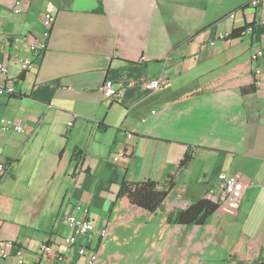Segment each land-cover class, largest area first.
<instances>
[{
  "label": "crops",
  "instance_id": "0c3cea01",
  "mask_svg": "<svg viewBox=\"0 0 264 264\" xmlns=\"http://www.w3.org/2000/svg\"><path fill=\"white\" fill-rule=\"evenodd\" d=\"M249 2L0 0V59L15 86L0 97V121L25 130L0 131V241L15 243L0 264H14L17 248L29 264H80V244L95 248L96 264H252L264 256V54L253 57L264 50V11ZM46 11L55 22L37 58L28 42ZM245 25L237 38L215 37ZM21 58L34 68L21 70ZM157 77L164 84L147 89ZM106 80L116 97L101 93ZM119 147L125 154L114 161ZM220 172L244 183L237 206L218 204L199 225L167 221L209 198ZM146 179L174 184L152 213L117 195L122 182ZM77 205L105 238L63 242L75 233L63 217ZM47 243L51 253L40 252Z\"/></svg>",
  "mask_w": 264,
  "mask_h": 264
},
{
  "label": "built area",
  "instance_id": "2783aa9c",
  "mask_svg": "<svg viewBox=\"0 0 264 264\" xmlns=\"http://www.w3.org/2000/svg\"><path fill=\"white\" fill-rule=\"evenodd\" d=\"M250 6L253 8H259L264 11V0H250ZM15 13L18 10H14ZM234 16V13L229 15ZM55 17L52 13L46 11L43 13L41 18L40 33L39 36H35L31 41L28 42L29 50L37 58L42 57L47 50V41L50 36L51 28L54 26ZM259 25L262 27V32H260V39L264 41V16L261 17ZM215 37L218 40H225L228 38V34L216 33ZM2 38L0 37V46ZM18 40V39H17ZM210 44H215V40L211 41ZM264 54V50L261 46L257 47L255 50L254 58H257ZM20 69L23 71L30 70L34 68V62L28 58H21L19 60ZM8 65L5 61L0 59V97L4 95L14 94V80L8 75ZM259 69L256 70L258 74ZM164 84L162 77L152 78L145 82V87L151 90H157ZM117 88L115 83L111 80H106L100 86L101 93L106 96V98H114L117 95ZM154 113V112H153ZM72 124V120L67 121V126ZM14 131L23 133L25 130L20 124H17L11 119H1L0 121V131ZM128 137L131 136L130 133L127 134ZM125 151L122 147H119L115 153H113V160L116 161L119 157H122ZM4 170V165L0 164V171ZM219 182V187L216 189H210L208 193V199H211L216 205H227L229 207L237 206L242 198L243 189H245L244 183L235 175H230L227 172H220L217 175ZM207 198V197H206ZM77 214H67L63 217L64 223L74 230V234H69L63 238V242L70 247L76 245L77 235H81L86 238L87 241L94 239L95 235L105 238L107 230L105 228L96 229L92 222L87 218V208L77 205ZM15 243L12 240H2L0 241V258L5 259L11 256L12 249ZM77 254L82 258L80 264H96L98 263V253L93 246L80 244L77 248ZM40 252L49 254L51 253V245L44 244L40 247ZM15 255L17 257L14 264H29L23 259L21 248L15 250ZM54 258L58 261L63 258L59 255H55Z\"/></svg>",
  "mask_w": 264,
  "mask_h": 264
},
{
  "label": "trees",
  "instance_id": "16d2710c",
  "mask_svg": "<svg viewBox=\"0 0 264 264\" xmlns=\"http://www.w3.org/2000/svg\"><path fill=\"white\" fill-rule=\"evenodd\" d=\"M248 26H242L233 29L228 34V38H237ZM261 27V26H260ZM261 27V31H262ZM254 85L242 88L243 92H253ZM81 150H77L74 157H80ZM190 159V155H185L180 161V165H186ZM172 181L165 183H158L151 179H146L140 182H127L124 181L118 188V197L126 198L128 202L135 207L142 208L150 213L155 212L158 208L162 207L163 202L168 196L170 189L173 187ZM217 208L216 203L208 198H200L190 203L186 208L177 209L168 215L167 221L169 223H181L182 225L202 224ZM228 260L238 259L239 256L234 253L227 254ZM252 264H264V256L258 255Z\"/></svg>",
  "mask_w": 264,
  "mask_h": 264
}]
</instances>
